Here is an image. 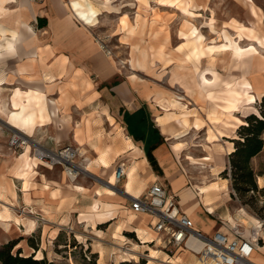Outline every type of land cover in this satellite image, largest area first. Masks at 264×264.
<instances>
[{"label": "rangeland", "instance_id": "rangeland-1", "mask_svg": "<svg viewBox=\"0 0 264 264\" xmlns=\"http://www.w3.org/2000/svg\"><path fill=\"white\" fill-rule=\"evenodd\" d=\"M90 1L99 9V22L91 31L118 70L112 82L128 88L148 85L155 92L150 101L157 106L156 112L164 114L158 116L183 134L174 138L179 156L175 159L182 171L199 184L215 181L228 184L227 191L212 194L214 213L206 210L203 201L201 212L209 214L216 222L215 227L225 226L243 236L246 224L238 220L237 229H233L228 221L229 214L253 217L261 223L260 229L264 232V184L261 186L258 182V176H264V146L251 157L248 167H234L232 161L237 139H243L241 125L247 124L251 114L259 117L264 114V0ZM123 18L128 21L125 27L122 26ZM188 22L193 23L190 30H186ZM249 94L255 95L253 101L247 99ZM172 98L178 103L170 102ZM160 99L165 100V107L158 102ZM0 112V138L18 155L25 150H15L9 145L13 131L18 129L6 120L1 106ZM193 121L198 125L187 128ZM204 124L205 128L200 129ZM206 128L208 134L213 131L217 136L209 139ZM127 141L124 136L126 145L117 152L129 147ZM36 142L53 150L67 145L78 150L74 144L54 141L47 146L44 142ZM229 148L234 150L227 152ZM103 152L109 159L108 150L100 149V155ZM209 153L215 158L219 156L218 162L192 163L188 157L200 160ZM80 159L78 150L76 161L79 164ZM35 166L43 172L52 169L57 177L62 176V180L70 184L80 176L92 181L101 179L92 176L82 165L85 172L74 181L68 178L61 165L50 166L37 160ZM123 182L122 178L115 189L120 196L124 194ZM129 204V198H125L123 203L114 206L113 212L107 211L110 204L103 202L102 206H95L96 211L100 207L107 208L97 227L106 230L113 224L111 230L114 231L124 221L138 223L140 219L130 210ZM23 210L18 207L16 213L22 214ZM87 210L92 211V207ZM111 214L115 219L108 220ZM133 224L121 229L120 234L107 233L104 239L97 238L108 245L105 246L109 253L104 264H197V256L187 250L144 245L134 232L136 225ZM83 230L74 221L68 223L66 230L60 232L50 248L42 253L32 252V249L25 251L27 246L22 248L16 235L0 241V248L12 241L16 242L12 249L14 254L21 250L22 255L46 257L47 264H91L94 261L98 264V253L97 257L93 256L96 251L89 240L84 241ZM251 230L258 229L252 225ZM40 236L37 231L28 237V245L36 244ZM258 243L264 245V239L260 238ZM152 249L156 250L153 257L150 256ZM257 251L260 252L258 248ZM127 253L135 255L134 258Z\"/></svg>", "mask_w": 264, "mask_h": 264}, {"label": "crops", "instance_id": "crops-1", "mask_svg": "<svg viewBox=\"0 0 264 264\" xmlns=\"http://www.w3.org/2000/svg\"><path fill=\"white\" fill-rule=\"evenodd\" d=\"M25 22L33 31L23 25ZM9 29L20 32L22 39L15 49L0 50V106L20 110L21 116L28 120L7 121L47 146L54 141L77 145L80 164L88 167L86 171L92 176L101 179L92 181L80 176L70 184L63 181L62 176L57 177L52 169L47 172L36 166L33 170L24 169L20 154L15 155L0 138V212L6 214L9 208L13 215L11 218L0 216V241L16 235L21 240L20 246L25 249L27 246L25 251L32 249V252L42 253L66 230L67 224L74 221L83 227L84 241L89 240L98 253V264H104L108 245L97 238L104 239L107 233L120 234L121 229L133 224L124 221L122 228L114 231L111 230L113 224L106 230L97 227L107 208L100 207L96 211L95 206H102L104 202L110 204L107 211L113 212L114 206L130 196L122 189L126 175L122 197L118 192L114 196L96 193L104 188L105 180L120 161L126 165L125 172L130 164L137 163L133 194L143 193L158 181L176 195L197 228L207 233L223 230L236 235L225 226L215 227L216 222L209 214L201 212L203 200H197L196 191L199 183L184 173L175 159L179 157L176 141L160 127L157 116L164 114H158L157 106L150 101L154 91L145 84L128 88L112 82L118 70L94 37L92 25L73 16L64 0H0V34L1 30L8 32ZM54 102L58 106L57 115L53 112ZM203 128L205 124L200 129ZM206 130L208 134V128ZM124 136L133 142V147L119 153L117 149L126 145ZM100 149L108 150L111 166L98 162ZM150 155L156 160L155 167ZM123 158L128 160L123 161ZM24 170L28 171L26 176L19 174ZM18 207L24 209L22 214L16 213ZM89 207H92L90 212ZM135 214L140 220L133 225L143 226L153 234L154 240L149 245L161 247L150 225L151 217ZM15 216L20 218L19 223L14 220ZM107 219L113 220L115 215ZM37 231L41 239L35 249L28 245L27 238Z\"/></svg>", "mask_w": 264, "mask_h": 264}, {"label": "built area", "instance_id": "built-area-1", "mask_svg": "<svg viewBox=\"0 0 264 264\" xmlns=\"http://www.w3.org/2000/svg\"><path fill=\"white\" fill-rule=\"evenodd\" d=\"M34 1V0H31ZM9 145L15 150L30 149L31 155L50 166L61 165L70 180H76L85 170L77 163V148L67 145L57 150L47 148L19 130H14ZM118 182L126 175L125 163L115 169ZM130 209L151 217V227L167 250H187L208 264H258L253 258L257 250L255 241L236 232L223 230L204 232L195 226L193 218L184 211L176 197L160 182L150 184L136 196L130 195ZM198 245L195 247L192 242Z\"/></svg>", "mask_w": 264, "mask_h": 264}, {"label": "bare ground", "instance_id": "bare-ground-1", "mask_svg": "<svg viewBox=\"0 0 264 264\" xmlns=\"http://www.w3.org/2000/svg\"><path fill=\"white\" fill-rule=\"evenodd\" d=\"M65 4L70 9L72 15L75 16L76 18L80 19L84 23H87L89 25L95 26L99 22V17H98L99 9L90 0H68V1L65 2ZM127 24H128V21L125 18H123L122 19V26L125 27ZM23 25L27 29H29L30 31H33L31 25L27 24L26 22L23 23ZM185 26L187 28L186 30H190L192 28V26H193V23L188 22ZM1 31H2V33L0 34V50H4V49L13 50V49L16 48V43L21 42L22 34L20 32H18L17 30L9 29V30H7L8 32H5L4 30H1ZM0 84H1V80H0ZM260 92H263V90L260 91ZM254 98H255L254 94H249L247 99L249 101H253ZM158 102L161 104V106H163V107L166 106L165 100L160 99V100H158ZM170 102H172L174 104L178 103L176 98H172L170 100ZM1 111L5 115L6 120H8V119L15 120V118H19L20 120H22L24 122H27V120H28L27 117L21 116L20 110H14L13 108H8V109L1 108ZM53 112H54L55 115H57V113H58V106L55 104V102H54ZM157 120H158L157 122H159L161 124L160 127L162 128V130L164 132L172 134L174 138L177 139L181 135H183L181 133V131H179L176 128L175 125L165 122L164 119H162L160 116L157 117ZM196 125H198L197 121H193L192 123H190L187 126V128H191L192 126H196ZM213 136H217V134L213 133V131H209L208 138L210 139ZM127 145L129 147H131V146L133 147V142L132 141H128ZM233 150H234V148H229V150H227V152H232ZM29 151H30V149L28 147L26 149V152L20 153V158L22 160L21 166L24 169L27 168L28 170H33L35 165H36L37 159L34 158L32 155L30 156L29 153H28ZM188 157L190 158V161L192 163H199V164L200 163H204L205 164V162H210V161H215V160L218 162V159H216V158H219V156L215 158V156L214 155H210V153L204 155V157H202L200 160L199 159H195V158H193L191 156H188ZM98 162L100 164H102L103 166H105V167L111 166L110 165V160L107 158V155H106L105 152L101 153V155L99 156ZM87 168L88 167H85V169H87ZM136 169H137V163L136 162L130 164L126 168V180H125L124 185H123V192L127 193L129 195L133 194L132 193V184H133L134 179L136 177ZM19 174H21L22 176H26L28 174V171L27 170H24L23 172L20 171ZM219 178H220V176H219ZM117 182H118V178H117L116 173L114 171L113 174L107 180H105L104 188L103 189H98V191L96 193L102 194V192H105L106 194H109V195H115L116 194V190L115 189H116V186H117ZM258 182L262 186L264 184V176H258ZM227 186H228V184H226V181L221 182V183H219L218 181L211 182V183L210 182H203V183H200V184H198L196 186L197 194H199L201 196V198H202V200H203V202H204V204L206 206V210L208 212L214 213V199L212 197V194L213 193H218V192H223L224 190H226ZM133 196H136V194H133ZM6 212H7L6 214H3V213L0 212V216L3 217V218H11L13 216L9 212V210L7 208H6ZM14 218H15L14 220L16 222H18V223L20 222V218L19 217L15 216ZM238 220L242 221L243 223L246 224V228H245V230L242 233L246 237H248L251 240L256 242L257 248H258V250H260V252H258L256 250V252L253 255V258L256 260V262H258V264H262L264 262V245H260L258 243V240L260 238L264 239V232H262L261 229H260L261 228V223H259L256 220V218L254 219L253 217H246V216H243L242 214L237 216V217H234V216L229 214L228 221L230 223V226L233 229H235V230L237 229V226H238ZM252 225H255L258 230L257 231L251 230ZM31 226H32V223H31ZM121 228H122V224H119L117 226V229L120 230ZM30 229H31V227H30ZM133 229L138 232L139 237L141 238L142 242L149 243V242L154 240L153 239V234L150 233V231H147L143 226L136 225V226H133ZM77 236H79V234ZM192 245L196 247L198 244L194 241V242H192ZM155 252H156V250L152 249L150 256L153 257ZM102 253H103V251H102ZM127 254H129V253H127ZM130 255H132V254H129V256ZM133 256H135V255H132V258H134ZM35 257L39 258V257H42V256H37L36 255ZM122 258L123 259H127L125 256H122ZM196 263L197 264H208V263L200 260L199 258H197Z\"/></svg>", "mask_w": 264, "mask_h": 264}, {"label": "trees", "instance_id": "trees-1", "mask_svg": "<svg viewBox=\"0 0 264 264\" xmlns=\"http://www.w3.org/2000/svg\"><path fill=\"white\" fill-rule=\"evenodd\" d=\"M264 114L259 117L251 114L247 117V124H242L240 134L243 139H237L236 149L232 152L234 167H248L251 157L256 155L264 146ZM151 163L156 166V160L153 156H149ZM242 169V168H241ZM33 240V238H31ZM16 242H8L0 248V264H47V258H37L31 255H22L21 250L13 253L12 249ZM33 245V244H32ZM35 248L37 246L33 245ZM97 257V252L93 253ZM91 264H96V261ZM141 264H144L142 262Z\"/></svg>", "mask_w": 264, "mask_h": 264}]
</instances>
